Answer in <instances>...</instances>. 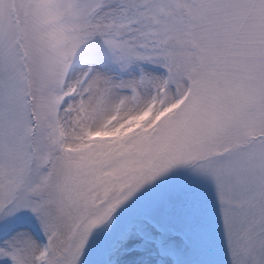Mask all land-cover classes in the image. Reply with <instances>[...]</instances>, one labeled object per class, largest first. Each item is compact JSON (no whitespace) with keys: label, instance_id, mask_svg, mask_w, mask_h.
<instances>
[{"label":"snow or ice","instance_id":"obj_1","mask_svg":"<svg viewBox=\"0 0 264 264\" xmlns=\"http://www.w3.org/2000/svg\"><path fill=\"white\" fill-rule=\"evenodd\" d=\"M0 264H264V0H0Z\"/></svg>","mask_w":264,"mask_h":264}]
</instances>
